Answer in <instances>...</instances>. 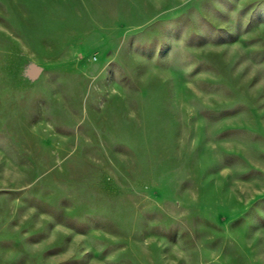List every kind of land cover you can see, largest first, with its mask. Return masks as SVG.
Masks as SVG:
<instances>
[{
    "label": "rangeland",
    "instance_id": "rangeland-1",
    "mask_svg": "<svg viewBox=\"0 0 264 264\" xmlns=\"http://www.w3.org/2000/svg\"><path fill=\"white\" fill-rule=\"evenodd\" d=\"M0 264H264V0H0Z\"/></svg>",
    "mask_w": 264,
    "mask_h": 264
}]
</instances>
